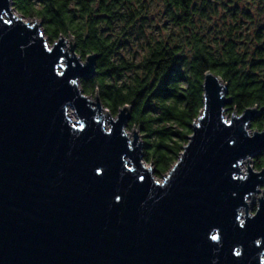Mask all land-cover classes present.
<instances>
[{
  "label": "water",
  "instance_id": "water-1",
  "mask_svg": "<svg viewBox=\"0 0 264 264\" xmlns=\"http://www.w3.org/2000/svg\"><path fill=\"white\" fill-rule=\"evenodd\" d=\"M14 1L0 0V264H264L261 109L227 116L229 83L207 71L160 181L130 108L115 116L80 86L99 55L72 35L51 44Z\"/></svg>",
  "mask_w": 264,
  "mask_h": 264
},
{
  "label": "trees",
  "instance_id": "trees-1",
  "mask_svg": "<svg viewBox=\"0 0 264 264\" xmlns=\"http://www.w3.org/2000/svg\"><path fill=\"white\" fill-rule=\"evenodd\" d=\"M116 1L134 5L137 19L121 20V11L113 9L119 11L116 22L96 21L97 10L89 0H15L13 5L21 16L41 20L49 42L69 34L83 59L99 55L96 73L80 79V86L90 96L98 94L115 116L122 107L130 108L127 129L140 130L144 159L156 176L169 172L188 143L204 108L203 81L209 70L229 83L233 102L227 114L256 105L261 115L251 130L264 128V50L245 47L238 8L236 14L228 10L232 1L216 0L212 22L209 5L198 0L203 19L196 22L192 0H161L165 11L157 12L158 24L150 18L157 0ZM253 163L262 169L264 152Z\"/></svg>",
  "mask_w": 264,
  "mask_h": 264
},
{
  "label": "flooded vegetation",
  "instance_id": "flooded-vegetation-1",
  "mask_svg": "<svg viewBox=\"0 0 264 264\" xmlns=\"http://www.w3.org/2000/svg\"><path fill=\"white\" fill-rule=\"evenodd\" d=\"M195 3H193V2ZM192 11H193V19L197 22V20H202L201 13H197L198 7L197 4L200 3L198 0H192ZM202 3H207L210 8L207 10L209 18L212 22L215 19L214 16V3L216 0H200ZM233 3H228V10L230 13L236 14V11H233L235 8H238V20L240 24V34L242 42L245 47H249L250 51L255 49L264 50V0H230ZM108 3L110 7L108 6ZM89 4H94L96 7L95 19L96 21L113 23L118 20V17L115 15L120 14L121 20L126 22H133L134 14H135V6L134 5H125L122 6L116 0H89ZM165 2H163V7ZM113 9H119L113 10ZM181 9V8H180ZM163 10V8H162ZM232 10V12H231ZM117 11V12H116ZM165 11V9L163 10ZM115 12L117 14H115ZM89 13H87L88 15ZM181 15V14H180ZM187 15V14H186ZM188 16V15H187ZM182 18V16H179ZM89 18V17H88ZM85 19L87 16L85 15ZM137 18H134V20ZM249 39V43L247 44L245 39Z\"/></svg>",
  "mask_w": 264,
  "mask_h": 264
},
{
  "label": "rangeland",
  "instance_id": "rangeland-1",
  "mask_svg": "<svg viewBox=\"0 0 264 264\" xmlns=\"http://www.w3.org/2000/svg\"><path fill=\"white\" fill-rule=\"evenodd\" d=\"M155 1V0H154ZM161 0H157V1H155L154 2V6H153V10L151 11V13L152 12H154V14H151L150 15V18H152V19H154L155 20V22H156V24H158L157 22H158V19H159V17H158V15H157V12L160 10H162V5H161V2H160ZM155 12H156V14H155ZM19 14V13H18ZM20 15V14H19ZM23 17V16H22ZM24 18V20H26V21H29L31 18L30 17H23ZM164 19V18H163ZM157 20V21H156ZM156 24H153V25H156ZM154 27V26H153ZM66 38L67 39H69L70 38V35L68 34V35H66ZM51 43V42H50ZM52 44V43H51ZM67 44L68 45H70V42H67ZM92 98H95L94 96H92ZM70 116H71V118L73 119V120H77V117H76V114H75V112H74V110H73V108H70ZM227 116H230L229 114H227ZM106 126H109V123H107L106 124ZM137 129V128H136ZM127 130H131V129H127ZM146 164L148 165V166H152V167H154L152 164H150V163H147L146 162ZM156 176V175H155ZM165 177V175L164 176H162V177H158V176H156V179H158V180H163V178ZM254 205H255V207H256V205L257 204H252V206H251V208H250V212H255L254 211Z\"/></svg>",
  "mask_w": 264,
  "mask_h": 264
},
{
  "label": "bare ground",
  "instance_id": "bare-ground-1",
  "mask_svg": "<svg viewBox=\"0 0 264 264\" xmlns=\"http://www.w3.org/2000/svg\"><path fill=\"white\" fill-rule=\"evenodd\" d=\"M71 115V114H70Z\"/></svg>",
  "mask_w": 264,
  "mask_h": 264
}]
</instances>
